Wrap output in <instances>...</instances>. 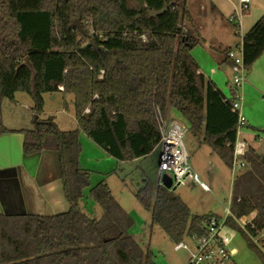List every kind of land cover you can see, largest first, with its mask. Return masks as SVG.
<instances>
[{"label":"trees","instance_id":"1","mask_svg":"<svg viewBox=\"0 0 264 264\" xmlns=\"http://www.w3.org/2000/svg\"><path fill=\"white\" fill-rule=\"evenodd\" d=\"M206 0H0V136L10 134L2 122L1 104L28 95L38 117L24 135V155L58 154L68 212L54 217L0 216V264H155L150 250L131 235V216L112 196L106 182L89 191L102 212L99 220L81 209L91 173L79 165L80 135L120 163L145 160L158 147L161 121L176 113L190 134L232 170L238 116L237 94L229 83L217 89L199 75L193 52L206 44L194 8ZM215 10L214 7H212ZM246 11L243 12V14ZM239 18L221 17L239 38ZM80 21L89 39L71 25ZM90 40L93 46H90ZM248 78L264 55V16L241 39ZM236 48L209 51L228 72ZM28 59L36 79L23 67ZM101 77V79H100ZM62 89V91H60ZM72 97L77 130L62 132L52 118L41 121L44 97ZM88 111V113H86ZM246 168L234 177L230 212L234 219L256 213L254 228L241 231L230 218L227 228L239 232L248 249L264 264V157L249 149ZM175 245L202 236L209 216H193L174 192L144 178L135 196Z\"/></svg>","mask_w":264,"mask_h":264},{"label":"crops","instance_id":"2","mask_svg":"<svg viewBox=\"0 0 264 264\" xmlns=\"http://www.w3.org/2000/svg\"><path fill=\"white\" fill-rule=\"evenodd\" d=\"M206 4L223 25L225 24L221 21V17L230 20L236 15L239 18V38L234 37L231 29L225 25L224 31L226 29L229 30L226 32V38H229L228 44H225L227 41L224 40V37L220 33V35L218 34L217 37H214L215 41L212 39L213 41L211 43H215V45L223 48L238 47L241 44V39L264 16V0H250L248 9L245 10L246 12L244 14L240 0H206ZM205 55V59L203 58V61L201 60L203 63L197 61L202 73H205L204 71L215 70L212 69V66L215 65L216 71L225 76L226 79L229 78V75L231 77L228 70L223 67L219 68L215 64L216 62L211 54L208 53V55ZM205 61L209 64H204ZM238 93L241 105L240 114L246 122L243 139L248 145V150L252 149L257 155L264 157V154L259 152V149L264 150V55L254 64L247 81L240 87ZM16 96L14 101L9 102L5 107H3V102L1 104L3 125L11 133L0 136V216L54 217L65 214L69 208L64 198L58 154L53 151H44L34 156L27 157L24 155V135L22 132L34 131L37 125L34 123V116L31 112L33 107L31 98L24 101L21 99L17 100ZM44 102V112L39 120L45 121L52 118L62 132L77 130L78 125L75 119L72 97H63L61 93L47 95L44 97ZM171 114V112L168 113L166 119H176ZM79 140L82 148L79 159L80 168L83 171L91 173L90 187L84 192L83 200L89 201L90 189L101 182H106L114 199L131 216L130 212L115 197L113 189L121 192V199H124L122 192H127L130 195L129 198L135 199L136 194L141 189L144 178H147L153 184L156 182L154 184L156 187L159 176V164L157 165L154 177H147L143 173L141 181L136 183L137 188L131 191L128 186V181L132 177V168L128 164H137L143 160L131 163H120L111 158L101 148V153L97 151L83 134L80 135ZM199 144L198 149L200 150L206 147L200 141ZM85 148L87 151H92L97 154L99 159L92 161L89 156H86L84 159ZM157 150L160 156L158 147L155 151ZM208 150L210 149L208 148ZM155 151L149 157H152L156 153ZM210 152L212 151L210 150ZM196 173L198 174V172ZM118 184H121V187ZM83 200L82 202H84ZM89 204H91L89 206L90 209L88 208ZM89 204L87 205L88 209H83L81 205L82 212L92 220H99L102 216H98L99 212H101L100 208L95 203L97 207L91 202ZM131 235L134 238L133 231H131ZM261 251L264 254V249ZM232 255H236V250L232 251ZM232 264L237 263L232 261ZM260 264H262L261 261Z\"/></svg>","mask_w":264,"mask_h":264},{"label":"rangeland","instance_id":"3","mask_svg":"<svg viewBox=\"0 0 264 264\" xmlns=\"http://www.w3.org/2000/svg\"><path fill=\"white\" fill-rule=\"evenodd\" d=\"M194 13L200 18L201 33L206 41V44L197 48L193 52V57L200 63H203L202 61L203 58L205 59V54H211L209 51L211 45H214L215 48L221 47L219 45H215V43H211V41L215 39L214 37H217L219 33L224 37V40L227 41V43L225 44H228L229 38H226V32L229 30L226 29V31H224L225 25L220 22V20L217 18L215 13L211 11L206 2L200 8L195 7ZM80 26L82 28L81 24ZM207 46H209V48H207ZM204 64L208 65L209 63L205 61ZM212 67V69L216 70L215 65H213ZM210 71H204V74L208 75ZM227 80L231 83L232 77H230L229 75V78H227ZM230 83L229 86L231 85ZM16 97L17 100L21 99L25 101L30 99V97L25 94H18ZM9 102L11 101L4 100L3 107H5V105H7ZM171 116L175 117L176 120L178 119L177 114L174 112L171 114ZM164 120H166V118ZM87 141H89V143L101 153L100 147L95 145L89 139ZM184 145L189 156V165L192 171L195 174H197L196 172H198V177L209 187L210 192H203L193 183V181L188 180L183 187L177 189L174 193L181 198V200L189 208L193 216H216L224 218L225 209L229 208L231 203L232 180L239 173V171H233L227 168L214 153L208 150V148L204 147L202 150L198 149V146H200L199 141L195 139L190 134V132L184 139ZM84 151V159L86 156H89L92 161L99 159V156L94 152H89L86 148ZM155 152L156 153L152 157H149L142 162H139L137 164H128V166L132 168V177H130L128 181V186L131 191L137 188L136 183L138 181H141L143 173H145L147 177H154L157 165L159 164L158 150ZM259 152L264 154V150L262 151L261 149H259ZM209 156H211V158H209ZM155 183L156 182H154V184ZM118 185H120L121 187V184ZM113 192L115 197L130 212L132 218L135 220L136 227H134V229L132 230L134 234V240L142 249H144L145 251L150 250L152 252L156 260L155 264L186 263L188 257L187 253L183 251L176 253L174 251L175 244H173L165 236L164 232L160 228H158L157 226H152L150 214H148L141 208L136 199L129 198L130 195L127 192H122L124 199H121V192L117 191L116 189H113ZM89 201L93 205H95L92 200ZM89 201H84L81 203L83 209L87 208V205L90 203ZM90 205L91 204L88 205V208ZM95 207L97 206L95 205ZM101 215L102 212H99L98 216ZM243 232L246 233L248 237H250L247 232ZM225 234H227L231 241L229 245L230 252L232 253L233 250H236V255L231 256L233 262H236L237 264H260V260L248 249L245 239L239 232L227 228ZM251 240L261 250L263 249V246L260 242V237L254 239L251 238ZM184 242L188 243V240Z\"/></svg>","mask_w":264,"mask_h":264},{"label":"built area","instance_id":"4","mask_svg":"<svg viewBox=\"0 0 264 264\" xmlns=\"http://www.w3.org/2000/svg\"><path fill=\"white\" fill-rule=\"evenodd\" d=\"M243 11L248 9L250 0H240ZM240 49L229 55L233 63L230 69L232 82L230 87L236 88L237 94L233 104L232 113L238 116L237 140L234 146L233 171H241L246 168L243 158L247 154L248 145L243 139L246 128L245 119L240 114V96L238 90L247 81L242 59V45ZM204 75L222 90L228 84L225 76L216 70H212L208 75ZM101 79V77H100ZM62 90V89H61ZM88 113V111H86ZM189 134V128L180 120L168 118L161 121V139L158 145L159 156V188H164L161 182L163 176H168L172 180L170 192H175L184 186L186 181L191 180L203 192H210L209 187L203 183L189 165V156L184 145V139ZM257 217L252 213L241 219H234L230 212V207L225 209V217L209 216L202 229V236H193L187 242L175 245L174 251L187 253L186 264H232V253L230 252V238L225 234L228 219L233 218L234 223L241 231L247 232L254 228Z\"/></svg>","mask_w":264,"mask_h":264},{"label":"water","instance_id":"5","mask_svg":"<svg viewBox=\"0 0 264 264\" xmlns=\"http://www.w3.org/2000/svg\"><path fill=\"white\" fill-rule=\"evenodd\" d=\"M71 29L72 30H77L78 33L82 36V38H86V39H89V37L85 34V32L83 31V29L81 28L80 26V21H75L72 25H71ZM90 46H93V41L90 40V43H89ZM23 67L27 68L31 75H32V87H33V90H34V85H35V79H36V74H35V71H34V68L32 66V64L29 62L28 59H26L22 65ZM37 122H38V117H34V123L37 125ZM159 181H160V178L158 177L157 179V185H156V189L159 188ZM161 182H162V185L164 187V189H166L167 191H170L171 188H172V180L168 177V176H163L162 179H161Z\"/></svg>","mask_w":264,"mask_h":264}]
</instances>
